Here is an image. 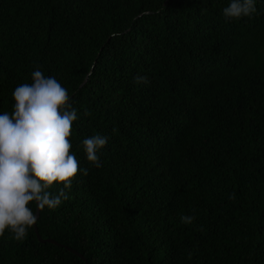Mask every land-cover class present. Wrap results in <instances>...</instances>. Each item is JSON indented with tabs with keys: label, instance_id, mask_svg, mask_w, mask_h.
Listing matches in <instances>:
<instances>
[{
	"label": "trees",
	"instance_id": "trees-1",
	"mask_svg": "<svg viewBox=\"0 0 264 264\" xmlns=\"http://www.w3.org/2000/svg\"><path fill=\"white\" fill-rule=\"evenodd\" d=\"M228 3L0 0V112L36 68L54 76L88 169L23 241L0 237V264H84L66 247L87 264H264V0L235 21Z\"/></svg>",
	"mask_w": 264,
	"mask_h": 264
},
{
	"label": "clouds",
	"instance_id": "clouds-1",
	"mask_svg": "<svg viewBox=\"0 0 264 264\" xmlns=\"http://www.w3.org/2000/svg\"><path fill=\"white\" fill-rule=\"evenodd\" d=\"M258 0H229L222 15L230 21L251 18L257 13ZM32 82L19 84L12 91V112H0V237L5 232L23 241L36 223L31 204L38 210L54 211L70 199L69 191L81 167L69 139L78 112L70 103L67 89L54 76L39 68L31 73ZM147 83L145 76L134 78ZM86 160L102 166L98 153L108 137L95 134L81 141ZM55 186L57 191H51ZM62 186V187H61ZM232 198V195L229 197ZM194 215H181L190 224Z\"/></svg>",
	"mask_w": 264,
	"mask_h": 264
},
{
	"label": "water",
	"instance_id": "water-1",
	"mask_svg": "<svg viewBox=\"0 0 264 264\" xmlns=\"http://www.w3.org/2000/svg\"><path fill=\"white\" fill-rule=\"evenodd\" d=\"M38 212H39V210L36 208V211H35V215H36V217H38ZM34 232H35V234H36V237H37V239L40 241V242H49V243H52V244H54V245H59V246H63V245H60L59 243H57L55 240H53V239H49V238H47V239H42L40 236H39V234H38V232H37V229H36V227L34 226ZM69 251H71V252H73L74 254H76L78 257H80V258H82V260L84 261V264H87V260L80 254V253H78L77 251H75V250H73V249H71V248H68V247H66Z\"/></svg>",
	"mask_w": 264,
	"mask_h": 264
}]
</instances>
